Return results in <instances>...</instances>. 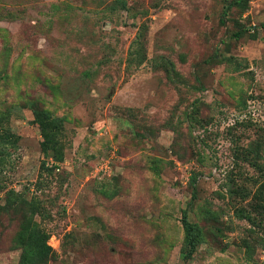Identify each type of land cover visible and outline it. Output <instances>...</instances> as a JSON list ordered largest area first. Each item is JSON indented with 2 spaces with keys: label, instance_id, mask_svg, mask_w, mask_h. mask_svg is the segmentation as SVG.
<instances>
[{
  "label": "rangeland",
  "instance_id": "1",
  "mask_svg": "<svg viewBox=\"0 0 264 264\" xmlns=\"http://www.w3.org/2000/svg\"><path fill=\"white\" fill-rule=\"evenodd\" d=\"M125 1L0 0L17 136L0 156V264H19L27 201L47 264H264V0ZM39 107L64 121L61 162ZM184 210L205 237L191 255Z\"/></svg>",
  "mask_w": 264,
  "mask_h": 264
},
{
  "label": "trees",
  "instance_id": "2",
  "mask_svg": "<svg viewBox=\"0 0 264 264\" xmlns=\"http://www.w3.org/2000/svg\"><path fill=\"white\" fill-rule=\"evenodd\" d=\"M119 1L121 7H126L125 0ZM4 117L5 113L0 112V156L6 153L9 145L17 142L16 134L3 126L2 121ZM34 117V121L39 125L43 136L45 154L51 155L55 162L63 161L64 144L61 138L64 131L63 119L54 116L49 110L41 107L34 109ZM243 154L247 158L246 151ZM54 166L57 167L56 165ZM195 180L196 178H194ZM259 186V192L256 196V209L258 210V214L264 218V181ZM195 189L196 187L193 188V198L196 197ZM1 191L2 189L0 188ZM7 198L12 199L10 196H7ZM26 207H28L26 208V214L22 218L15 237L16 246L21 249L19 264H47L48 259L55 254V251L47 243L50 234L34 219V216L40 213L42 206L36 202L27 201ZM249 219L251 220V216ZM182 223L185 231L183 240L184 254L191 255L205 241L203 228L197 222L189 219L186 210L183 212Z\"/></svg>",
  "mask_w": 264,
  "mask_h": 264
}]
</instances>
